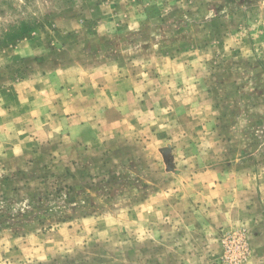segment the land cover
I'll return each instance as SVG.
<instances>
[{"label": "rangeland", "instance_id": "1", "mask_svg": "<svg viewBox=\"0 0 264 264\" xmlns=\"http://www.w3.org/2000/svg\"><path fill=\"white\" fill-rule=\"evenodd\" d=\"M22 21L0 264H264V0H0Z\"/></svg>", "mask_w": 264, "mask_h": 264}, {"label": "trees", "instance_id": "2", "mask_svg": "<svg viewBox=\"0 0 264 264\" xmlns=\"http://www.w3.org/2000/svg\"><path fill=\"white\" fill-rule=\"evenodd\" d=\"M34 24L33 22H20L18 25L16 26H12L9 29L5 30L4 32H2L0 34V47L4 46L6 43L13 41L16 38L21 37L23 34L27 33L28 31L32 30L34 28ZM46 204V203H45ZM47 205H44L43 203V207L40 206L39 208H44ZM35 212V211H33ZM45 212H48L47 210ZM28 217L30 215H32V211H28ZM35 214V213H34ZM61 217V216H59ZM47 219V218H45ZM63 219V218H62Z\"/></svg>", "mask_w": 264, "mask_h": 264}, {"label": "water", "instance_id": "3", "mask_svg": "<svg viewBox=\"0 0 264 264\" xmlns=\"http://www.w3.org/2000/svg\"><path fill=\"white\" fill-rule=\"evenodd\" d=\"M169 152H170V150L168 148H164L161 150V154H162L164 160H166V157L169 154Z\"/></svg>", "mask_w": 264, "mask_h": 264}]
</instances>
